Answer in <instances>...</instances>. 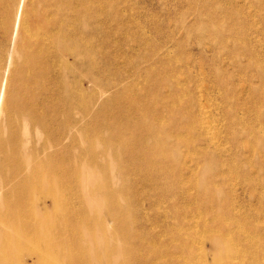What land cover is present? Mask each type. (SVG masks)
Here are the masks:
<instances>
[{"label":"bare ground","instance_id":"obj_1","mask_svg":"<svg viewBox=\"0 0 264 264\" xmlns=\"http://www.w3.org/2000/svg\"><path fill=\"white\" fill-rule=\"evenodd\" d=\"M106 3L0 0V264H264V243L256 235L264 226L248 231L240 207H230L224 196L219 200L225 190L218 175L224 180L226 172L211 169L216 146L214 152L208 145L198 148L196 166L187 175L190 188L182 184V148L198 147L183 132L204 140L201 132L208 134L210 127L206 118L196 117L192 97L187 99L163 71L172 70V51L167 47L154 57L144 56L147 67L142 68L155 84L143 72L138 77L145 78L132 85L120 86L124 76L101 81L111 70ZM93 88L95 98L112 88L115 92L98 103ZM121 103L127 111L120 123V109L107 115L110 105ZM104 129L112 131L104 136ZM93 135L104 152L94 151ZM109 148L121 188L110 177ZM120 152L126 157L121 162ZM185 198L193 200L192 206L200 198L207 209H216L215 231L207 232L206 221L197 223L206 231L202 243L209 244L200 257L188 249L189 236H182L187 210L175 201ZM157 207L162 215L156 216ZM152 217L163 223L158 240Z\"/></svg>","mask_w":264,"mask_h":264},{"label":"rangeland","instance_id":"obj_2","mask_svg":"<svg viewBox=\"0 0 264 264\" xmlns=\"http://www.w3.org/2000/svg\"><path fill=\"white\" fill-rule=\"evenodd\" d=\"M193 1L194 3L192 0H107L106 13L107 10L110 14L112 11L114 12L111 15L109 13L105 15V17L107 16L105 19L108 37V45L105 49L106 62H110L111 70L107 77L101 81L106 84L114 81L118 76L120 78L124 76L121 78L122 80L120 79V86L122 87V82L132 85L134 79L137 81L147 76V73H144L145 67H147V62H143L145 61V59L143 60L144 56L154 57L155 54L162 53L169 48L172 51V56L170 55L172 70L163 69V71L168 72L167 75H170L173 83L180 84L185 93L184 96L188 97L187 99L189 96L192 97L196 117L198 119L206 118V121L208 120L206 125L210 127L208 134L205 130L204 132L200 131L204 140L197 138V135L194 138L191 137L193 135L183 132L190 144L193 141L198 147L191 151L186 150V147L182 148L184 155L182 154L183 157L179 158L180 165L182 164L181 170L184 173L182 184L184 188H190V184H186L189 181L187 175L196 166L194 159L198 157V148H207L208 145L211 150L213 146H216L219 154L214 148L212 149L213 152L215 151L213 155L215 154L216 157L209 159L211 169L213 167L215 173L222 170L224 173L226 172L224 180L221 174L218 175L219 182L224 181L221 185L222 190L226 191H224L226 195L222 191V193L220 192L222 196L219 194V200L224 196V202L230 207L233 205L235 208L240 207L241 214L247 218L246 229L251 231L250 227L252 226H264V165L262 164L264 163V139L260 138H264V0H208L204 8L201 4L203 0H199L201 3L197 2L198 0ZM199 3L200 5H198ZM198 6L201 7L198 8ZM205 8L208 12H204ZM198 13L208 18L201 19L198 17ZM232 21L236 24H234L236 28L231 25ZM213 23L214 25H212ZM208 25L212 28L217 26L216 29L218 28L219 31L220 28L222 32L219 31V33ZM199 26L203 31L206 29L209 34L205 31L202 32ZM216 32L218 37L214 35ZM142 66L145 67L142 68ZM118 72L120 73L118 74ZM140 72H143L145 76L138 77ZM94 76L97 75L92 73V78ZM146 80L155 84L148 76ZM175 80L177 81L174 82ZM144 87L137 86L140 89ZM154 88L158 89L159 87ZM93 89L95 98L96 89ZM162 89L164 90L165 87L163 86ZM135 91V88L131 89L132 95ZM109 92L110 94L114 93L115 88ZM109 92L102 97L97 95L98 103L102 99L108 98ZM199 107H201V111ZM119 109L121 123L125 121L123 116L127 111L124 103H121L120 107L119 105H110L107 116H114L113 113ZM202 111H205L206 114ZM119 119L117 122L115 119L112 121L116 124ZM111 131L112 129H104L102 133L104 136H108ZM257 134L258 137H256ZM93 136L97 141L98 137ZM258 140L260 142L256 143ZM94 151L99 154L104 152L105 148L97 141ZM107 154L110 158V177L115 188H121L123 183L117 176V165L115 162H111L113 150L109 148ZM186 155L192 156L191 160ZM125 158L120 152V162ZM99 159L102 161L103 155L99 156ZM258 159L262 162H259ZM212 174L214 175V173ZM101 176H104L102 172ZM258 179H261L262 183H259ZM190 191L191 194L195 193L194 189ZM226 196L228 199H225ZM196 200L193 206L191 205L193 200L187 198L176 199L175 202L178 207L187 210L185 222L188 224V228L182 230V236L184 239L189 236L190 247L188 246V249H192L194 256L198 257L201 256L203 249L209 247V244H203L200 239V236H204L206 231L203 233V228L196 226L199 222L202 225L206 221L209 223L207 232H213L217 228L214 226L216 209H207L200 198ZM147 206L149 213L151 207ZM198 209H201L199 213ZM133 213L136 214L134 210ZM155 214L156 216L162 215V209L157 207ZM152 220L156 225L152 231L155 234L154 239L158 240L157 234L162 233L163 223L158 218L152 217ZM212 228L215 229L212 231ZM192 235H195L194 238ZM233 235L231 234V236ZM256 235L264 243V229L259 230ZM242 238H245V235ZM241 242L245 244V242ZM171 247L173 253L178 252V256L181 254L174 249L172 244ZM124 259L123 256L120 258L121 261ZM174 263L179 264L178 261Z\"/></svg>","mask_w":264,"mask_h":264}]
</instances>
